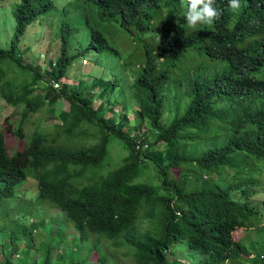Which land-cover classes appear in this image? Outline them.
Instances as JSON below:
<instances>
[{
	"label": "trees",
	"instance_id": "1",
	"mask_svg": "<svg viewBox=\"0 0 264 264\" xmlns=\"http://www.w3.org/2000/svg\"><path fill=\"white\" fill-rule=\"evenodd\" d=\"M86 1L95 4L101 15L117 16L120 25H133L139 31L148 28L145 19L149 16H161L164 8L169 11L167 0ZM240 4V9L233 12L228 0H216L214 6L221 15L204 33L182 27L169 11L158 44L144 47L141 71L129 82L113 79L106 89L107 102L93 106V93L83 79L69 90L49 83L50 79L58 82L74 58V54L67 53L64 34L58 40V53L46 60L42 71L46 78L38 69L40 62H36L37 69L33 68L17 52L19 36L27 25L38 20L51 0L15 3L11 10L12 37L6 47H0V62L8 59L30 71L31 76L12 99L8 93L12 92L13 81L2 80L4 71L0 67V82L5 88L0 89V95L11 106L23 105L21 120L27 118L26 113L32 115L43 105L49 106L44 117L35 116L34 130L29 133L21 125L3 127L11 140H22L12 153L5 149V135L0 129V201L12 195L14 184L30 176L35 181L37 198L60 211L62 220L55 224L59 226L56 238H63L61 227L70 224L87 253L92 248L100 252V240L112 243L120 239L132 248L135 264H182L173 256L166 257L179 241L201 255L196 264H227L224 260L228 264H264V253L250 252L249 246L231 236L241 215L258 213L248 204V198L254 192L253 175L264 163V0H240ZM179 11L178 7L173 10L175 18H181ZM105 46L99 32L90 29V39L80 52L100 51ZM190 48L226 62V71L219 80H192L189 76L182 86L178 79L171 81L175 70L169 73V69H177L174 63L178 56ZM178 70L182 72L184 66ZM169 85L186 101L181 112L175 106L174 116L160 122ZM126 89L130 93L120 98V103L135 108L136 128L143 121L149 124L155 132L152 140L148 139V130L130 133L123 129L122 120H106L105 114L111 112L113 104L110 97L115 100ZM61 99L66 102L65 108H55L53 103ZM120 117L124 119V114ZM42 118L47 123L39 127ZM53 118L58 121L50 124ZM113 137L122 140L127 153L115 168L103 173ZM182 143L194 150H184ZM153 146L156 154L149 151ZM142 156L157 168L159 184L136 180ZM221 165L236 167L232 174L236 177L226 184L214 178ZM143 220L149 226L141 229L138 223ZM260 239L257 244L264 250ZM112 246L115 249L111 253L118 248ZM248 253L253 257L245 258ZM106 258L104 254L97 257L103 263ZM81 260L71 263L84 264L85 259ZM29 263L35 264L34 259ZM0 264L11 263L4 260ZM43 264H49L46 254Z\"/></svg>",
	"mask_w": 264,
	"mask_h": 264
},
{
	"label": "rangeland",
	"instance_id": "2",
	"mask_svg": "<svg viewBox=\"0 0 264 264\" xmlns=\"http://www.w3.org/2000/svg\"><path fill=\"white\" fill-rule=\"evenodd\" d=\"M18 1L0 0V47L2 48L7 46L12 37L14 18L11 10ZM176 6L180 9L183 8L180 5ZM168 12L166 8L160 11V15L165 17L164 19L158 18V16H154L152 19L149 16L148 19H145V23L149 24V29L139 31L133 25L121 26L117 16L109 18L101 15L96 5L89 1L51 0V5L37 17L38 20L27 25L24 32L19 36L16 46L17 52L25 61L31 63L33 68L37 69L36 62H40L41 65L38 66V69L41 75L46 78L42 72L43 68L47 65L46 60L58 53L60 45L58 40L61 34H64L66 38L67 53L72 55L81 51L80 49L87 44L90 39V29L97 30L106 42V46L100 51L79 53L66 65L65 72L59 78V81L52 84L54 88L69 90L72 85H76L79 79H83L85 84L90 86V91L93 93V106H95L100 101L107 102L106 89L113 79L129 82L132 76L135 77L141 71L144 61V47H155L159 29L164 26L163 22L166 20ZM160 60L161 58L157 61ZM174 65L178 68L183 65L184 70L185 68L188 69V72L184 70L179 72L178 68L175 67L169 69V73L175 70L170 77L171 81H177L178 79L180 86L188 82L189 76L192 77V80L202 78L219 80L226 71L224 60L211 59L196 48H190L179 55ZM0 67L4 71L2 80L13 81L12 86H10L12 92L8 93L13 99L18 96L19 89L30 81L29 75L31 76V72L18 67L8 59L1 61ZM176 75H178L177 78H175ZM2 80L0 89L2 88L4 91ZM51 81L50 79L49 83ZM40 85H43V83ZM169 86L171 87L170 91H168L169 88H166L165 91L166 100L162 103L163 109H161L160 122H167L174 116L173 108L175 106L179 113L185 105L186 98L178 94L174 86ZM128 93L130 91L126 89V92L120 94V96L118 95L117 99L113 100L114 97H110L113 104L111 112L105 114L106 120L113 123L122 120L123 129L130 133L132 131L148 130V139L152 140L155 132L149 127V124L143 121L140 128H136L135 125L138 119L135 115V108L123 107L120 103V98H124ZM32 94H34V91ZM45 106L43 105L37 113L32 115L26 113L27 118L21 120L23 105L11 106L0 95V125L9 124L12 127L21 125L22 130L29 133L34 130L35 116L44 117L45 109L49 105ZM53 106L62 109L65 108L66 102L63 99L57 100L53 103ZM122 114H124V119L120 117ZM56 121L58 120L53 118L50 120V124ZM41 122L39 124V120L37 121L39 127L45 125L47 119L42 118ZM193 134H196V132H193ZM91 140L96 141L94 138H91ZM21 143L22 140L19 138L16 141L11 140L10 144L8 140H5L8 151L13 150L17 144ZM11 145L14 147L11 148ZM182 145H185L184 150L186 151L194 150L189 144L182 143ZM149 151L156 154L154 146ZM197 151L194 154H197ZM107 153V164L102 170L103 173L115 168L127 151L122 140L113 137L108 143ZM142 158L144 157L142 156ZM188 170L191 171L192 168L188 167ZM235 170L236 167L234 166L221 165L218 168L219 174L214 178L221 184H226L236 177L232 175ZM156 172L157 168L151 164L149 159L144 158L141 163L140 175L136 180L148 181L157 185L159 181ZM253 178L255 183L251 188L254 192L250 194L248 204L256 208L258 213L256 215H241L239 224L235 226L236 228L231 232V236L233 240H239L247 247L249 246L250 252L258 255L264 253V250L257 244L261 237L259 243H263L260 244L261 246L264 245V163H262L258 172L253 175ZM196 184L197 182L194 183V185ZM242 199L246 200L245 198ZM61 220L62 217L57 208L52 207L47 200L37 198L35 181L30 176L14 184L12 195L0 201V262L8 260L11 264H30L29 262L34 259L35 264H43V257L46 254L49 264H72L71 262L77 258L85 259L84 264H110L111 262L113 264H135L131 256L132 248L127 247L120 239L111 240L114 241L112 243L107 239L100 240L98 242L100 252L92 248L87 253V248L83 247L82 242L79 243L77 233L70 224L61 227L64 236L61 239L57 237V239L55 229L59 226H55V224ZM138 226L143 229L149 224L143 220L138 223ZM91 241L94 242V240ZM112 244L118 246L113 253L111 251L115 249V246H112ZM66 249H70L71 252L66 251ZM86 254L87 256H85ZM100 254L107 256L104 263L97 259ZM172 256L182 264H196L198 259L201 258L200 254L191 251L184 242L179 241H176L170 247V253H166L168 259ZM109 257H113V259L111 260ZM244 257L248 259L253 257V254L248 253ZM223 263L228 264L229 262L224 260ZM78 264H80V261Z\"/></svg>",
	"mask_w": 264,
	"mask_h": 264
},
{
	"label": "clouds",
	"instance_id": "3",
	"mask_svg": "<svg viewBox=\"0 0 264 264\" xmlns=\"http://www.w3.org/2000/svg\"><path fill=\"white\" fill-rule=\"evenodd\" d=\"M167 1L169 4V11H170V14L173 17V19L177 23H179L182 27L187 28L191 31H198V32L204 33L207 29V32H209L208 27L212 26L214 24L215 20L217 18H219V16L221 15V12L214 6L216 0H167ZM228 4H229L230 9L233 12H237L241 7L240 0H228ZM176 5H180V7H183L179 11V12H181V18H175L173 16V10L177 7ZM153 18L154 17H152V19ZM158 18L164 19V17H162V16H158ZM207 25H209V26H207ZM121 26L128 27L126 25H121ZM165 27H166L165 25L163 27H160L158 35H162ZM148 29H149V25H148V28L145 30H148ZM158 35L156 38L157 39L156 45L158 44ZM92 51H94V50L86 49L85 52L79 51V52L74 54V58L77 55H79V53H86V52H92ZM53 57H54V55L50 59L52 60ZM51 84H55V82L51 81ZM4 126H10V125L6 124ZM4 126L0 125V129L3 130ZM3 133L5 135V140H8V143L10 144L11 139L7 136V132L5 130H3ZM5 140H4V144H5ZM13 147L14 146L11 145V148H13ZM16 148H17V146H15L13 150L10 149L8 151L6 149V146H5V149L7 150L8 153H10V152L12 153ZM36 193H37V191H36Z\"/></svg>",
	"mask_w": 264,
	"mask_h": 264
},
{
	"label": "bare ground",
	"instance_id": "4",
	"mask_svg": "<svg viewBox=\"0 0 264 264\" xmlns=\"http://www.w3.org/2000/svg\"><path fill=\"white\" fill-rule=\"evenodd\" d=\"M84 47H85V46H84ZM84 47H83V48H84Z\"/></svg>",
	"mask_w": 264,
	"mask_h": 264
},
{
	"label": "built area",
	"instance_id": "5",
	"mask_svg": "<svg viewBox=\"0 0 264 264\" xmlns=\"http://www.w3.org/2000/svg\"><path fill=\"white\" fill-rule=\"evenodd\" d=\"M143 146H145V145H143Z\"/></svg>",
	"mask_w": 264,
	"mask_h": 264
}]
</instances>
